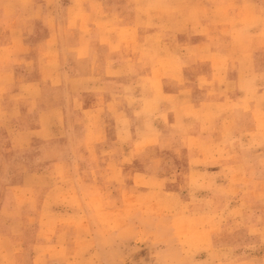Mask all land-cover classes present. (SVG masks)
Instances as JSON below:
<instances>
[{"label":"rangeland","instance_id":"rangeland-1","mask_svg":"<svg viewBox=\"0 0 264 264\" xmlns=\"http://www.w3.org/2000/svg\"><path fill=\"white\" fill-rule=\"evenodd\" d=\"M161 1L137 24L187 29L211 9L217 25L235 6L254 11L251 0ZM141 2L106 0L95 17L96 0H0V99L20 102L8 116L0 108V264H264V117L255 133L242 131L244 155L213 158V170L225 168L196 175L183 154L147 144L174 113L141 99L178 87L190 47L152 35L116 72L100 63L99 45L86 47L95 28L114 25L107 4L118 26ZM186 78L195 80L191 71ZM77 94L82 102H71ZM98 96L100 107L82 108ZM38 121L53 127L39 137L53 139L48 146L12 133Z\"/></svg>","mask_w":264,"mask_h":264},{"label":"crops","instance_id":"crops-1","mask_svg":"<svg viewBox=\"0 0 264 264\" xmlns=\"http://www.w3.org/2000/svg\"><path fill=\"white\" fill-rule=\"evenodd\" d=\"M96 1L101 7L100 13H96L95 16L98 17L103 14L106 0ZM229 1L231 0H226ZM251 1L254 3L252 12H246L240 6V8L235 6L228 11L227 17L223 12L218 14L223 24L217 25L216 22L220 21L216 20V13L211 9L207 11L211 12L209 15L202 14L200 21L188 26L187 29H179L175 26L150 29L137 24L147 22L150 16L147 11L148 6L161 4V0H142L140 11L138 6L136 10L129 7L123 17L126 21L119 22L118 26L113 15L116 12H112L110 3L106 5L108 18L114 19V25L108 28H95L92 31L93 38L85 44L86 47L93 49L99 45L104 51L100 63L107 65L113 71L128 66L133 59L131 56V53L134 55L133 50L136 47L144 50L143 47L148 44L150 36L155 34L160 35L163 41L167 39L173 49L179 45H187L191 49L190 57L182 60L181 64L184 67L180 75L177 74L176 89L156 91L150 96L141 97L142 105L157 103V108L161 107L167 114L174 113L173 119L169 120L170 125H158L159 136L156 142L147 143L148 139L143 137L134 140V144L142 142L161 146L162 155L169 153L168 157L174 153L183 154L182 157L188 162L198 164L191 165L190 169L195 170L194 173L201 174L202 177L225 168L216 166L217 170H213L211 167L214 164L213 158H224L223 160L227 162L230 160L228 158L244 155L240 147L248 143V140L241 139L242 131L252 129L251 131L255 133L262 125V116L264 117V0ZM168 2L172 4L171 0ZM189 8L191 9V6ZM187 12L190 13V10ZM155 15L161 14L157 11ZM183 38L185 42L181 41ZM203 61L208 63V66ZM199 64L204 67L195 68V65ZM189 71L195 76L194 81L186 78V73ZM185 79L191 83L197 82L198 89L186 87ZM102 97L105 99L104 96ZM100 98L98 96V100L88 106L83 104L82 108L93 110L100 107ZM107 98L112 99L111 96ZM71 99V102L83 100L79 94L72 95ZM19 103V101L13 103L3 96V99H0V108L8 116ZM61 109L65 112L63 107ZM60 127L64 132L65 129L69 130L70 125H60ZM47 129L53 130V127L38 121L37 125H19L12 133L14 136H19L22 141L28 137H37L33 141L42 140L44 141L42 145L48 146L53 139L39 138ZM257 132L264 140V130ZM79 133L85 135V131ZM168 145L175 147V151L165 149L164 146ZM62 157L63 163L72 162ZM239 165L235 162L232 167L239 168ZM242 166L246 168L248 165L245 166L242 162ZM139 171L143 175L154 176L151 170ZM163 171L160 176L169 174L166 170ZM36 174L38 173H32V175ZM233 176L234 172L228 175L230 179ZM229 185H233L231 180L220 182V186L229 188Z\"/></svg>","mask_w":264,"mask_h":264}]
</instances>
